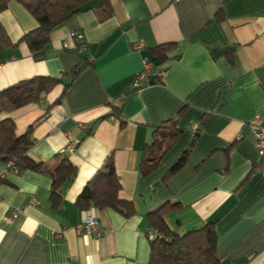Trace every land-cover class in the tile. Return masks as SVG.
Here are the masks:
<instances>
[{
	"label": "crops",
	"instance_id": "obj_1",
	"mask_svg": "<svg viewBox=\"0 0 264 264\" xmlns=\"http://www.w3.org/2000/svg\"><path fill=\"white\" fill-rule=\"evenodd\" d=\"M104 7L111 14L104 20L102 9H92L53 30L42 61L25 43L2 54L0 91L35 76L67 82L87 65L65 91L58 84L0 114L18 136L33 125L34 161L58 165L69 156L77 169L53 207L51 176L17 174L0 159V264H149V214L165 204L177 206L166 220L179 233L215 222L221 264H264V161L254 137L255 127L264 130V0H111ZM0 21L15 43L38 26L16 0ZM170 43L167 75L134 92L152 49ZM173 117L180 136L145 176L143 150L154 127ZM188 150L187 164L164 180ZM111 154L120 197L135 208L130 216L76 205ZM93 209L103 235L77 234Z\"/></svg>",
	"mask_w": 264,
	"mask_h": 264
},
{
	"label": "trees",
	"instance_id": "obj_2",
	"mask_svg": "<svg viewBox=\"0 0 264 264\" xmlns=\"http://www.w3.org/2000/svg\"><path fill=\"white\" fill-rule=\"evenodd\" d=\"M13 0H0V14L5 11ZM23 3L33 14L38 26L26 32L19 42L15 43L9 37L5 27L0 21V61L4 51L16 48L25 43L33 58L42 61L46 58L51 33L73 16L92 9H102L105 12L102 19L111 14L105 5L111 0H16ZM84 46V45H83ZM174 44H163L152 49L156 67L169 68L170 61L174 59L170 53ZM82 61L70 74L69 81L62 79L35 76L22 80L0 91V114L3 111H13L29 103L37 101L41 96L49 93L58 84H64V91L79 77L86 67ZM163 77L151 75L149 82H159ZM136 86L134 92L141 89ZM63 91V92H64ZM60 98L58 99V102ZM114 115L121 114L120 107L113 108ZM181 113V112H180ZM176 117L169 118L163 124L154 127L153 141L143 150L141 170L145 176L152 174L159 168L163 157L179 138L181 129L176 126ZM33 125L27 133L18 136L16 124L12 119L0 120V159L7 163L14 159L11 166H7L15 173L20 174L27 170L38 171L53 178V207L61 204L60 189L62 184L76 176L77 169L71 163L69 156H65L58 165L44 164L34 161L29 151L35 144L33 138ZM189 151L182 154L177 164L167 173L164 180L181 170L188 161ZM0 181L2 176H0ZM122 186L117 173L115 157L111 154L104 162L93 179L86 184L80 193L76 205L81 210L93 207L104 209L114 208L130 216L135 212L132 201L120 197ZM174 205V206H173ZM175 204H165L149 214L151 230L156 231V237L151 239V256L149 264H221L218 257V236L214 221L207 222L203 227L179 233L167 223L169 215Z\"/></svg>",
	"mask_w": 264,
	"mask_h": 264
},
{
	"label": "built area",
	"instance_id": "obj_3",
	"mask_svg": "<svg viewBox=\"0 0 264 264\" xmlns=\"http://www.w3.org/2000/svg\"><path fill=\"white\" fill-rule=\"evenodd\" d=\"M70 36L72 38H83L84 34L81 31H73ZM68 47V44H66ZM85 47V46H83ZM143 44H140L139 48H142ZM168 73L167 68H161V67H156L155 63L150 61V60H144L143 68L138 74L137 80H136V86H142V82L146 81L149 79L151 75H157L158 77H165ZM254 137H255V144L257 149L259 150L263 161H264V130L260 127L257 126L254 128ZM73 147L72 145L68 148V150L72 151ZM67 150H63V153H66ZM14 163V159L9 160L7 166H11ZM76 232L79 235H96L98 237L102 236L104 233V229L100 226V220L95 213L94 209L91 211H88V213L85 215L83 218L82 222L76 227ZM151 232V239L156 237V232L150 231Z\"/></svg>",
	"mask_w": 264,
	"mask_h": 264
}]
</instances>
